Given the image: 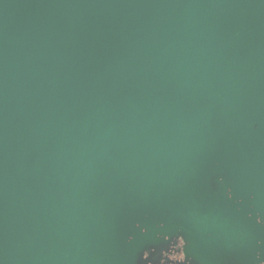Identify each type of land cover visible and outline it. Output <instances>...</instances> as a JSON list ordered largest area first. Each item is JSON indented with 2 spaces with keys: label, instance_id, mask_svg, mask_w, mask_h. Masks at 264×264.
<instances>
[{
  "label": "water",
  "instance_id": "1",
  "mask_svg": "<svg viewBox=\"0 0 264 264\" xmlns=\"http://www.w3.org/2000/svg\"><path fill=\"white\" fill-rule=\"evenodd\" d=\"M264 264V0H0V264Z\"/></svg>",
  "mask_w": 264,
  "mask_h": 264
},
{
  "label": "flooded vegetation",
  "instance_id": "2",
  "mask_svg": "<svg viewBox=\"0 0 264 264\" xmlns=\"http://www.w3.org/2000/svg\"><path fill=\"white\" fill-rule=\"evenodd\" d=\"M181 247V242L171 246L169 252L164 254L166 259H163L160 264H185V258L181 251Z\"/></svg>",
  "mask_w": 264,
  "mask_h": 264
}]
</instances>
